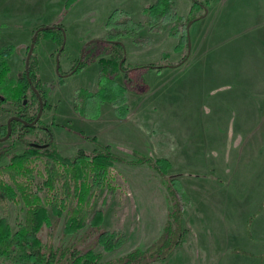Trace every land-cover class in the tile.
<instances>
[{"label":"rangeland","instance_id":"obj_1","mask_svg":"<svg viewBox=\"0 0 264 264\" xmlns=\"http://www.w3.org/2000/svg\"><path fill=\"white\" fill-rule=\"evenodd\" d=\"M155 1L0 0V47L9 48V75L17 79L25 70L35 32L61 23V45L39 33L31 52L48 90L40 124L51 128L64 157L105 147L115 157L108 178L113 194L100 189L92 207L103 210L101 228L123 241L110 250L97 244L99 263L145 251L160 238L172 210L166 175L188 200L185 234L170 255L150 264H264V0H172L183 21L200 18L185 27L166 20L152 28L147 8ZM123 16L137 25L117 38L124 69L110 82L123 90L126 110L103 100L98 83L99 59L108 57L98 47L110 41V19ZM87 93L94 95L87 100ZM27 99L28 114L37 113L36 99ZM3 106L11 110L0 109V125L16 112ZM33 131L32 139H45V130ZM24 148L13 137L0 140V167ZM44 162H32L35 172L44 173ZM42 179L35 175V182ZM0 216L14 232L25 207L0 198ZM49 216L54 245L87 234L85 227L65 236L66 212ZM48 231H42L45 241Z\"/></svg>","mask_w":264,"mask_h":264},{"label":"trees","instance_id":"obj_2","mask_svg":"<svg viewBox=\"0 0 264 264\" xmlns=\"http://www.w3.org/2000/svg\"><path fill=\"white\" fill-rule=\"evenodd\" d=\"M147 11V22L152 28L159 27L160 23L166 20L174 21L175 27L183 22L185 27L190 20L200 18V16L190 17L183 21L174 11L172 0H156ZM109 23L110 41L103 42L105 47L103 50L108 52V57L99 59L102 65L98 78L99 92L103 100L108 99L117 109L126 110L123 90L119 91L117 85L112 84L110 80L118 71L124 69V47L117 38L132 32L137 24L130 21L127 16H123V20L120 21L110 19ZM63 30L61 23L58 22L38 30L37 35L43 33L61 45ZM8 57L9 48L0 47V109L10 111L11 109L3 106L5 104L15 107L16 112L13 114L15 118L10 123L9 137L22 143L25 148L13 154L8 163L0 167V176L7 177V180L0 177V198L13 203L21 201L25 207V217L18 229L12 232L7 220L0 216V264H102L98 262L100 255L93 251L94 247L102 244L104 249L110 250L123 241L122 234L101 228L103 210H93L92 207L100 189L106 188L109 195L113 194V187L108 184V178L112 159L115 157L106 147L91 152L79 151L73 157L60 155L51 128L40 124V118L36 123H32L37 113L28 114V108L31 106L27 99L28 94L37 102L41 99L43 106L46 107L45 97L48 93V90L40 85L32 54L27 66L30 82L25 70L17 79L9 75ZM149 67L159 68L161 65H149ZM80 68L81 64H78L72 68V72ZM116 91L121 94L118 99L115 96ZM93 95L87 93L86 99H91ZM25 99H27L26 103H24ZM22 120L27 123H23ZM36 127L46 131L45 139L38 141L30 137ZM6 134L7 125H0V137ZM44 158V173L35 172L32 162ZM159 161L157 159L155 163L151 161L150 163L155 165ZM161 165L163 167L159 165V169L165 170L166 162L162 161ZM37 173L43 177L40 182H35ZM164 177L172 210L168 213L162 235L145 251L133 250L106 264H150L161 261L182 242L185 234L182 212L188 200L179 183L172 176ZM169 182L172 183V188ZM41 191L45 194L41 195ZM107 201L108 199L104 197L102 204ZM49 211L57 218L66 212L63 235L74 236L85 227L87 234L75 242L54 245L52 242L54 224L50 219ZM44 228L49 230L46 241L42 235Z\"/></svg>","mask_w":264,"mask_h":264},{"label":"water","instance_id":"obj_3","mask_svg":"<svg viewBox=\"0 0 264 264\" xmlns=\"http://www.w3.org/2000/svg\"><path fill=\"white\" fill-rule=\"evenodd\" d=\"M42 28H43V27H42ZM42 28H39L38 30H40V29H42ZM38 30L35 32V34H34V36H33L32 43H31V45L29 46V49H28V52H27V56H26V59H25V72H26V77H27V79H28L29 82H30V80H29V77H28L27 66H28V61H29V58H30V55H31V52H32V49H33V46H34V42H35V40H36V36H37V32H38ZM61 48H62V47H61ZM123 59H124V57H123ZM39 102H40V104H39V109H38V112H37V114H36V116H35V119L32 121V123H36L37 120H38V119L40 118V116H41V112H42L43 104H42L41 99H39ZM24 103H26V100H24ZM13 118H15V116H11V117L9 118L8 122L6 123V125H7V134H6L3 138H0V140H4V139H6V138L9 137L10 132H11V126H10V123H11V121H12ZM22 121H23V123H27L25 120H22Z\"/></svg>","mask_w":264,"mask_h":264},{"label":"crops","instance_id":"obj_4","mask_svg":"<svg viewBox=\"0 0 264 264\" xmlns=\"http://www.w3.org/2000/svg\"><path fill=\"white\" fill-rule=\"evenodd\" d=\"M102 46H103V45H101V46L98 47V48L100 49V53H104V52L101 51V48H102V50H103V47H104V46H103V47H102ZM100 47H101V48H100ZM104 54H105V53H104ZM104 54H103V55H104ZM105 55H107V54H105ZM246 147H248V146H246ZM247 155H249V152L247 153ZM241 156H242V155H241Z\"/></svg>","mask_w":264,"mask_h":264},{"label":"flooded vegetation","instance_id":"obj_5","mask_svg":"<svg viewBox=\"0 0 264 264\" xmlns=\"http://www.w3.org/2000/svg\"><path fill=\"white\" fill-rule=\"evenodd\" d=\"M40 104V102L38 101V105ZM38 111V110H37ZM0 138H3V137H0Z\"/></svg>","mask_w":264,"mask_h":264}]
</instances>
